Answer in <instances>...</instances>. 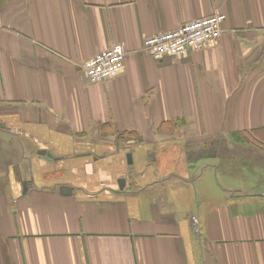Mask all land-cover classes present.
Returning <instances> with one entry per match:
<instances>
[{
  "label": "crops",
  "instance_id": "obj_1",
  "mask_svg": "<svg viewBox=\"0 0 264 264\" xmlns=\"http://www.w3.org/2000/svg\"><path fill=\"white\" fill-rule=\"evenodd\" d=\"M216 13L210 47L142 50ZM114 42L125 70L90 82L83 63ZM255 141L264 0H0V264H264Z\"/></svg>",
  "mask_w": 264,
  "mask_h": 264
},
{
  "label": "built area",
  "instance_id": "obj_2",
  "mask_svg": "<svg viewBox=\"0 0 264 264\" xmlns=\"http://www.w3.org/2000/svg\"><path fill=\"white\" fill-rule=\"evenodd\" d=\"M225 20V14L216 13L184 23L173 30L146 38L142 50L156 59L179 57L190 51L203 50L221 39ZM126 55L125 46L114 42L85 60L81 69L93 83L112 79L125 70Z\"/></svg>",
  "mask_w": 264,
  "mask_h": 264
},
{
  "label": "rangeland",
  "instance_id": "obj_3",
  "mask_svg": "<svg viewBox=\"0 0 264 264\" xmlns=\"http://www.w3.org/2000/svg\"><path fill=\"white\" fill-rule=\"evenodd\" d=\"M255 145L260 148L259 145H257V144H255ZM205 158L209 159V157H204L203 159H205ZM239 165H242L241 161L235 162L234 165H232V166H228L227 164L224 163L222 168L219 171H217L218 178L220 180L219 183H223L225 189L228 186H230L229 185L230 183H235L236 182V180H237V170H235V169H238ZM205 173H206L205 174L206 176L207 175L210 176L211 169L207 170ZM204 180H206V178L194 180V183H195V186H196L195 188H196V192H197L196 194H199V196L201 195V193H200L201 192L200 183H204ZM225 193H227V192H225Z\"/></svg>",
  "mask_w": 264,
  "mask_h": 264
},
{
  "label": "trees",
  "instance_id": "obj_4",
  "mask_svg": "<svg viewBox=\"0 0 264 264\" xmlns=\"http://www.w3.org/2000/svg\"><path fill=\"white\" fill-rule=\"evenodd\" d=\"M120 140H128V141H139V136L136 132H128V133H123L119 136ZM255 143L257 145H259L260 147H262V149H264V144L255 141Z\"/></svg>",
  "mask_w": 264,
  "mask_h": 264
},
{
  "label": "water",
  "instance_id": "obj_5",
  "mask_svg": "<svg viewBox=\"0 0 264 264\" xmlns=\"http://www.w3.org/2000/svg\"><path fill=\"white\" fill-rule=\"evenodd\" d=\"M41 153L44 155V157L46 158V159H48V160H51V158H52V153H50L48 150H42L41 151ZM132 156H133V154L131 153V152H129L128 154H127V160H128V163L129 164H131V163H133V158H132ZM125 183V181L124 180H121L120 181V183H118V184H120V186H121V188L125 185L124 184ZM27 187V184H24V188H26Z\"/></svg>",
  "mask_w": 264,
  "mask_h": 264
}]
</instances>
